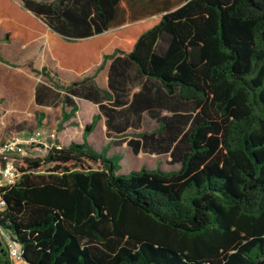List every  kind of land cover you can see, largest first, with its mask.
<instances>
[{"label":"trees","instance_id":"trees-1","mask_svg":"<svg viewBox=\"0 0 264 264\" xmlns=\"http://www.w3.org/2000/svg\"><path fill=\"white\" fill-rule=\"evenodd\" d=\"M19 1L0 0L6 40L45 36L76 74L111 60L110 87L115 62H126L158 84L162 102L192 108L172 112L187 127L163 152L177 170L120 175V155L85 142L14 159V182L0 184V230L23 262L264 264V0ZM54 88L98 104L111 128L102 105L111 97L91 80ZM56 96L38 85L34 102ZM0 264H10L3 247Z\"/></svg>","mask_w":264,"mask_h":264},{"label":"crops","instance_id":"crops-1","mask_svg":"<svg viewBox=\"0 0 264 264\" xmlns=\"http://www.w3.org/2000/svg\"><path fill=\"white\" fill-rule=\"evenodd\" d=\"M127 26L130 25L128 24L124 27ZM40 41L42 45L40 49V65L41 70L46 75V82L41 85L57 94L54 101L43 99V105L39 106L43 111L41 112V122L42 128L48 133L47 138L51 137L50 135L54 134V131L60 129V127L67 129L68 126L75 124L76 120L80 122V125L84 123L86 128L92 124L93 118L97 117L93 129L88 134H84V131L81 133L80 144L85 142L95 151H106L108 156L119 155L117 152L119 150H130L135 158L143 155L150 157L165 156L171 161L169 153L163 152L172 150L180 138L181 130L187 129L186 126L183 127L182 124H179L181 119L172 118V112L181 116H192L190 104L182 103L179 100L169 102L166 98L162 102L163 94L158 84L140 79L134 68L128 66L129 64L126 62H115L116 71L120 75L118 76L116 71L113 72V76L111 75V87L109 79L111 60L105 63L100 61L80 74L62 69L51 57L46 37L43 36ZM86 79L91 80L99 90L107 92L111 97L110 101L102 102L103 106L113 110L112 125L109 129L106 126V117L100 113L98 104L67 95L64 91L55 89L53 86L54 82L68 87L73 83H79ZM64 96L69 98V104L62 101ZM115 97L123 103L122 106L116 107L112 105ZM143 103L147 107L143 108L140 115L127 114L126 110L130 107L138 111L140 104ZM176 105L179 106L178 109L173 110L170 108ZM62 112L68 117L66 120L62 119ZM51 118L56 120V124ZM163 119H167V123ZM162 127L164 128L162 129ZM97 132L103 134L104 144L102 146H97L91 140V137ZM176 134H178V137L170 143ZM55 145L59 144L52 142L47 147L49 149ZM132 150H137L138 153L134 155Z\"/></svg>","mask_w":264,"mask_h":264},{"label":"rangeland","instance_id":"rangeland-1","mask_svg":"<svg viewBox=\"0 0 264 264\" xmlns=\"http://www.w3.org/2000/svg\"><path fill=\"white\" fill-rule=\"evenodd\" d=\"M15 5H20L19 0H9ZM2 19H0V144L14 143L15 153L8 155L9 161L29 157H43L50 143L57 142L59 146L80 144L84 123L76 120L75 124L66 128L55 130L51 137L39 123L38 115L42 108L34 102V92L38 85L46 82L45 74L41 73L40 39L37 37L24 43L18 37L12 40L4 38ZM54 87H64L54 83ZM57 91V90H56ZM56 93V92H55ZM57 105V104H56ZM55 107V106H54ZM83 107V106H82ZM54 124H56V120ZM102 133H94L91 140L97 146L104 144ZM122 157L118 174L125 175L137 171L141 167L159 169L161 171L177 170L171 165L167 157H150L143 155L133 157L130 150H119ZM0 184H3L0 182ZM2 245L0 246V250ZM4 257V256H2Z\"/></svg>","mask_w":264,"mask_h":264},{"label":"built area","instance_id":"built-area-1","mask_svg":"<svg viewBox=\"0 0 264 264\" xmlns=\"http://www.w3.org/2000/svg\"><path fill=\"white\" fill-rule=\"evenodd\" d=\"M50 149V148H49ZM14 143L6 142L0 146V182L3 184H12L15 180V173L12 168V162L9 161L8 155L15 153ZM3 203L0 200V209ZM6 251V258L10 264H25L21 258L22 251L18 245L10 241L0 230V246Z\"/></svg>","mask_w":264,"mask_h":264}]
</instances>
